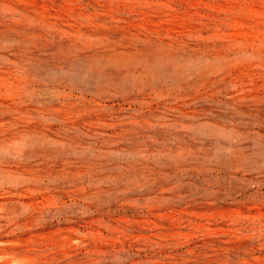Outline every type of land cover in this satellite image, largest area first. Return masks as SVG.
<instances>
[{
    "label": "rangeland",
    "instance_id": "374dc122",
    "mask_svg": "<svg viewBox=\"0 0 264 264\" xmlns=\"http://www.w3.org/2000/svg\"><path fill=\"white\" fill-rule=\"evenodd\" d=\"M0 264H264V0H0Z\"/></svg>",
    "mask_w": 264,
    "mask_h": 264
}]
</instances>
